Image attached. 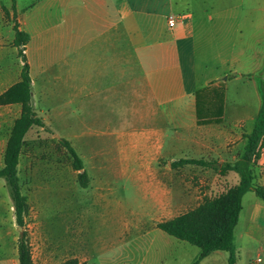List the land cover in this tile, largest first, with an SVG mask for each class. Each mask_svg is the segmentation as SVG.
I'll return each instance as SVG.
<instances>
[{"label":"crops","instance_id":"0c3cea01","mask_svg":"<svg viewBox=\"0 0 264 264\" xmlns=\"http://www.w3.org/2000/svg\"><path fill=\"white\" fill-rule=\"evenodd\" d=\"M171 15L178 18L174 28L168 26ZM16 24L30 36L24 54L31 103L46 127L59 117L69 134L62 139L73 147L78 140L120 151H96L95 159L130 156L100 170L131 172V186L143 189L147 197L155 184L151 167L159 159L172 158L167 170L179 171L191 165L172 164L188 151L198 157L183 159L214 156L221 159L213 163L222 167L225 160L236 159L233 145L242 138V126L251 124L252 132L261 112L257 77L264 73V0H0V96L22 80L25 63L15 46ZM236 82L254 98L251 102L245 95L239 108H232L228 93ZM218 86L223 89L222 117L199 125L198 110L206 118L212 107L206 99V112L199 108L197 93ZM48 88L65 97L48 105ZM106 108L112 109L110 116ZM0 109L6 117L15 110L16 120L22 113L19 104ZM7 143L0 141V170ZM77 153L89 175L84 156ZM256 162L251 165L254 181L264 187V149ZM7 190L0 178V194ZM110 212L103 218L113 227L118 218ZM118 230H102L94 254L131 243V232L123 239ZM159 230L166 247H181ZM234 244L237 264H264V201L254 192L242 198ZM229 258V252L216 251L200 264H229Z\"/></svg>","mask_w":264,"mask_h":264},{"label":"rangeland","instance_id":"374dc122","mask_svg":"<svg viewBox=\"0 0 264 264\" xmlns=\"http://www.w3.org/2000/svg\"><path fill=\"white\" fill-rule=\"evenodd\" d=\"M24 53L27 54V49ZM257 79L262 90L264 73ZM244 87L240 82L231 84L228 101L232 108H239L240 99L245 95L253 101V94ZM216 88L207 87L198 92L199 108L202 107L203 111L206 112L207 99L214 108L211 111L215 113V107L223 95V89L219 90L220 86ZM46 91L45 102L48 105H52L53 100L61 101L65 97L63 92L55 93L49 88ZM104 110L109 116L112 114L111 108ZM6 115L0 109L1 142L8 141L19 114L12 110L10 116ZM53 125L33 127L29 131L19 165L22 193L29 205V211L24 215L23 229L31 245L34 264H67L71 261L79 264H191L198 259L200 250L197 247L159 230L165 239H171L174 244L181 246L166 247L165 240L157 236V225L196 210L207 199L225 195L240 184L241 177L237 172H223L220 163H213L219 162L221 158L214 156L206 159L214 164L213 169L191 165L179 171L167 170V162L172 158L165 156L159 159L155 167H151L150 176L155 184L147 197L143 189L131 186V172L100 170L101 165H112L120 158L109 156L98 160L93 157L96 151L118 153L119 150L112 146L97 148L88 142L75 140L72 143L84 156L89 169V185L83 188L79 184L71 156L60 143V139L69 136L64 132L63 119L57 117ZM252 128L249 123L242 126V138L233 145L236 159L225 160L221 164L235 165L240 160L247 143L244 134L251 132ZM187 152L186 156H176L175 160L198 157L196 153ZM121 159L129 160L131 157ZM1 162L0 154V166ZM253 170L255 173V168ZM258 174L262 176L263 173ZM2 182L5 184L4 179ZM3 190L5 194V188ZM4 194H0V264H19L17 249L22 233L9 191ZM110 211L118 218L113 227L103 218ZM114 228L122 232L123 239L129 237L131 232V243L120 245L119 249L111 252L94 254L100 232H109Z\"/></svg>","mask_w":264,"mask_h":264},{"label":"trees","instance_id":"16d2710c","mask_svg":"<svg viewBox=\"0 0 264 264\" xmlns=\"http://www.w3.org/2000/svg\"><path fill=\"white\" fill-rule=\"evenodd\" d=\"M15 3V0H12ZM15 46L19 48L21 58L25 65L22 80L0 96V106L19 104L22 106L21 116L14 122L11 135L8 139L4 155V167L0 170V178L5 180L7 189L13 201L16 218L19 227L24 228V215L29 211L27 197L22 193L19 177V165L26 136L33 127L46 128L43 120L37 115L32 106V90L30 67L27 63L24 51L30 41V36L15 26ZM220 95L219 92H215ZM263 105L254 129L250 134H245L247 143L240 160L235 164H225L221 167L223 172L235 171L240 177V184L225 195L215 199H207L196 210L182 214L172 220L161 222L157 228L171 237L185 241L201 249L200 257L192 264L200 262L216 251L230 253L229 264H237V251L234 244V231L239 222L242 211V198L247 192H254L257 197L264 201V187L255 183L254 172L251 165L261 156L264 149V81L262 83ZM198 94V93H197ZM222 97V95H221ZM223 105L215 107V113L208 109L209 116L204 118L198 110L199 125L219 122L223 114ZM216 119V120H215ZM62 146L68 151L73 160V168L78 172V181L83 188L89 185V175L85 170L83 160L74 149L72 144L60 139ZM184 165H198L212 167L211 162L196 159H181L172 164L173 168ZM19 264H34L31 245L25 231L22 232L18 241ZM67 264H79L71 261Z\"/></svg>","mask_w":264,"mask_h":264},{"label":"built area","instance_id":"2783aa9c","mask_svg":"<svg viewBox=\"0 0 264 264\" xmlns=\"http://www.w3.org/2000/svg\"><path fill=\"white\" fill-rule=\"evenodd\" d=\"M178 18L175 15H171L168 17V26L169 28H174L177 24Z\"/></svg>","mask_w":264,"mask_h":264},{"label":"water","instance_id":"95a60500","mask_svg":"<svg viewBox=\"0 0 264 264\" xmlns=\"http://www.w3.org/2000/svg\"><path fill=\"white\" fill-rule=\"evenodd\" d=\"M19 231L22 233L24 231L23 227H19Z\"/></svg>","mask_w":264,"mask_h":264}]
</instances>
